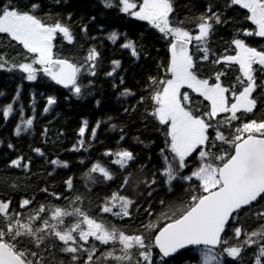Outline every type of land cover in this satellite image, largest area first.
<instances>
[{"label": "trees", "instance_id": "obj_1", "mask_svg": "<svg viewBox=\"0 0 264 264\" xmlns=\"http://www.w3.org/2000/svg\"><path fill=\"white\" fill-rule=\"evenodd\" d=\"M110 2L112 7H106L104 0H0V5L12 4L21 10L32 11L47 24L60 22L69 27L73 41L69 42L57 33L53 41L54 58L80 63L85 62L91 49L99 53L94 61L96 74L93 76L85 73L78 79L80 94H76L74 88L57 87L43 73L37 74V80L28 81L27 74L21 71L0 70V200H10L9 214L20 213L21 221H26L44 206L45 212L40 213L41 218L57 223V230L70 228L75 223H80V228L86 230L83 216L87 215L106 227L114 226L118 230L117 236L119 231L154 236L159 227L169 222L167 217L173 211L178 215V210L187 206L193 188L198 187L197 182L182 179L168 185L161 173L166 168L165 157L170 161L173 154L168 143L170 138L167 126L160 124L158 118L152 115L156 107L152 96L163 85L152 84L149 78L155 77L157 81L169 78V50L174 38H166L149 22L123 12L120 0ZM135 2L139 6L142 0ZM171 2L174 11L170 20L173 26H183L193 35L199 32L201 17L219 14L221 23L209 21L213 25L206 38L209 59H199L204 53L196 51L195 41L190 53L194 55L200 78H209L210 82H215V75L224 73L220 82L222 86L230 88L226 95L231 104L234 102L231 89L234 88L237 93L242 90V85L236 79H244L239 65L213 61L237 54L238 49L232 43L235 38L244 39L258 50L264 49V38L237 36L242 30H257L256 25L247 19L250 13L238 5H231L230 0ZM32 4L38 7L31 9ZM209 8L211 11H208ZM114 32L121 36L117 42L109 38ZM129 43L133 45L135 54L133 48L123 47ZM0 54L9 62L13 57L19 56L22 61L24 56L29 59L34 56L28 54L18 42L12 41L7 34H0ZM117 61L118 66L114 63ZM254 67L259 68L258 65ZM255 77L259 87L252 96L257 100V106L252 113H238L242 119L232 121L231 128L221 127V131L229 137L235 134L234 128L243 122L264 120V73L257 71ZM181 91L188 92L194 103L199 102L201 111L208 109L209 102L203 97L186 87ZM50 97L56 101L51 106L47 103ZM10 104L15 105L16 113L7 120L3 112ZM46 107L48 111L44 112ZM229 115L223 113L216 120ZM29 118H34L30 131L17 135L16 129ZM83 121H87V130L82 137L80 129L84 127ZM93 129L96 133L94 139L91 137ZM214 134V129H210V137H214ZM216 143L221 152L231 150L228 145ZM119 149L131 151L134 155L133 163L126 169L116 166L113 157L106 156L107 152ZM211 151L216 153V149ZM17 159L20 160V167L11 165V161ZM53 161L67 166L57 165ZM186 163L189 167L183 175L190 174L198 166L197 153L188 158ZM94 165L105 168L112 179H106L98 170L92 172ZM69 179L71 189L66 184ZM153 179L155 184L152 183ZM54 194L59 195L60 199H56ZM114 194L117 199L124 196L134 202L130 205L129 217L102 212V207L105 204L109 206ZM26 198L32 199L33 203L21 208L20 204ZM121 204L122 201L114 204L113 213L119 212ZM55 208L72 212L73 215L63 216V224H59L51 219V212ZM76 208L80 209L81 214L74 212ZM261 211H264V200H258L230 221L222 237V240L228 241V245L221 244L217 249L225 264H256L258 259H262L260 248L264 247V217L259 215ZM2 219H5L4 214H0ZM38 224L39 221H33V227ZM146 225H152L151 230H146ZM237 226H241L238 239L234 235ZM79 230L72 233L77 239ZM253 232L258 235L252 236ZM248 239L256 243L243 245L239 257L228 258L222 252L224 247L239 246ZM78 243L92 251L93 260L89 264H136L137 260L142 261L136 255L138 250L135 247L128 250L132 255L131 260H116L115 256L123 255V245L118 239L110 241L108 245L92 237H89L87 243L78 239ZM66 246L55 236H50L39 248L28 245L33 251H43L46 259L41 264H48L49 260L53 264L59 261L64 264H85L87 252H61L60 249ZM196 249L181 252L166 261L153 248L152 264H199L200 257ZM108 252H112V256L106 255ZM73 255L78 259L73 261Z\"/></svg>", "mask_w": 264, "mask_h": 264}, {"label": "snow or ice", "instance_id": "obj_2", "mask_svg": "<svg viewBox=\"0 0 264 264\" xmlns=\"http://www.w3.org/2000/svg\"><path fill=\"white\" fill-rule=\"evenodd\" d=\"M104 3L106 7L113 6L110 0H104ZM230 4L246 9L250 13L247 19L257 28L255 31L242 30L237 33V36L254 35L264 38V0H230ZM120 5L123 12L129 13L141 21L150 22L166 38L169 36L174 38V42L170 43L171 57L167 67L169 78L159 81L155 77L149 78L152 84L163 85L152 96L156 104L152 115L158 118L160 124L167 126L170 152L173 154L172 160L176 162L175 169L171 163H168L167 171L164 173L167 181L169 184L177 179L188 182L195 181L198 187L193 188L187 206L180 208L178 215L173 211L172 215L167 217L169 222L159 227L154 236L145 233L125 234L123 231H119L117 236L118 230L114 226L106 227L103 223L97 222L96 219L89 218L87 215L83 216V223L87 225L86 230L80 228V223H75L72 227L64 230H57V223H50L48 218H41L40 213L45 212L44 206H41L37 213L29 216L26 221H21L20 213L9 214L11 201L0 200V214H4L5 217L0 220V264H41V261L46 259L43 251L38 253L31 250L28 245L32 244L39 248L40 244L50 236H55L64 245H68L60 249L63 253L87 252L85 264H89L93 260L92 251L79 244L78 239L87 243L89 237H93L103 245H108L110 241L118 239L119 243L123 245L121 249L123 255L114 257L118 261L131 260L132 255L128 250L134 247L138 250L136 255L142 258V261L137 260L136 264H152L153 248L159 250L163 259L172 256L186 246L202 245L208 249L203 254V264H210V262L211 264H220L221 253L213 255L212 248L221 244L228 245L226 239L222 240V234L225 233L230 220H235L254 202L264 200V120L258 122L252 119L243 122L241 126L234 128L235 134L230 137L221 131V127L231 128L232 121L242 119L238 113H252L256 108L257 100L253 98L252 94L259 87L256 83L255 73L257 71L264 73V49L258 50L256 47L248 45L244 39L235 38L232 43L238 49L237 54L226 55L222 60L213 61L214 63L225 62L239 65L244 79L241 77L236 79L242 85V90L237 93L234 88L231 89V95L235 102L230 104L229 97L226 95L230 88L222 86L220 82L224 73H217L215 82H210L209 78H200L194 55L190 53L189 47L195 41L196 51L204 53L199 59L203 61L209 59L206 38L213 27L209 21L214 20L216 24L221 23L219 14L212 13L207 18L201 17L202 22L198 25L199 32L193 35L183 26H173L170 20V15L174 11L171 0H142L139 6L135 0H120ZM37 7L36 4L30 6L31 9ZM137 8L138 10H136ZM208 11H211V8ZM69 19H71L70 16ZM57 33L62 34L69 42L73 41L69 27L60 22L47 24L32 11L21 10L12 4L0 5V34H7L12 41L18 42L28 54H34L31 59L24 56L22 61L19 60V56L13 57L11 62L0 54V70L21 71L27 74L28 81L37 80V74L43 73L57 85H62L65 88L73 87L75 93L80 94L81 87L78 86V79L85 73L93 76L96 74L94 61L99 53L95 49H91L85 62L80 63L70 62L68 59H54L53 41ZM109 38L115 41L117 36L113 33ZM123 47L133 48V45L129 43L124 44ZM133 53L135 54L134 48ZM114 63L119 65L118 61ZM255 65H258L259 68H255ZM185 87L191 89L193 93H198L200 97L209 102L208 109L201 111L199 102L194 103L188 92L181 91ZM47 103L51 106L56 101L50 97ZM12 111L10 104L3 112L4 118L7 119ZM47 111L46 107L44 112ZM223 113L230 115L224 119L216 120ZM214 120L215 123L212 122ZM32 124V118L26 120L27 127L30 128ZM86 129L87 121L80 129L82 137ZM210 129H214V137H210ZM16 133L19 135V128L16 129ZM95 134V129H93L91 133L93 139ZM216 142L228 145L231 150L221 152L217 148ZM81 146H83V140H81ZM205 148L208 150H204ZM211 149H216V153H213ZM194 153H197L198 156V166L190 174L181 175L183 170L189 167L186 161ZM112 154L111 151L108 152V155ZM116 155L119 159L113 163L122 167L128 161L134 160L131 151H121ZM165 159L168 160V157L166 156ZM11 165L20 167V160L11 161ZM65 166L67 165L65 164ZM97 170L106 179H112L109 172L99 165H94L91 169L92 172H97ZM152 183H156L155 179L152 180ZM66 184L71 189L70 179L66 181ZM54 195L56 199H60L59 195ZM77 199L79 198L77 197ZM111 199L116 200V194ZM119 200L122 201L119 212L113 213L115 205L109 207L107 204L102 207V212L129 217L128 208L134 202L124 196H119ZM32 203V199L26 198L22 200L20 207L25 208ZM161 204L163 205L164 202L161 201ZM74 212L81 214L79 208H76ZM70 215L73 213L55 208L51 212V219L63 224L61 218ZM259 215L264 217V211H261ZM33 221H39V224L33 227ZM145 228L151 230L152 225H146ZM77 229H80L78 239L72 234ZM234 235L237 239L241 236V226L235 227ZM251 235L256 236L258 233L253 232ZM253 243L256 241L248 239L239 246H226L222 252L226 253L228 258H236L240 256L243 245ZM260 252L262 259H258L256 264H262V260H264V247L260 248ZM106 255L112 256V252H108ZM71 259L75 261L78 257L73 255ZM48 264H53V261L49 260ZM58 264H64V262L59 261Z\"/></svg>", "mask_w": 264, "mask_h": 264}, {"label": "rangeland", "instance_id": "obj_3", "mask_svg": "<svg viewBox=\"0 0 264 264\" xmlns=\"http://www.w3.org/2000/svg\"><path fill=\"white\" fill-rule=\"evenodd\" d=\"M136 10H138V8L136 9ZM134 17V16H133ZM136 18V17H135ZM138 19V18H137ZM148 22V21H147ZM150 23V22H149ZM151 24V23H150ZM152 25V24H151ZM153 26V25H152ZM115 34H116V36H117V39L115 40L116 42L117 41H119V39H120V34H118V33H116V32H114ZM112 35V34H111ZM196 94H198V93H196ZM199 95V94H198ZM235 102V101H234ZM7 109V107L4 109V111ZM12 109H13V111H12V113L10 114V116L7 118V120H9L15 113H16V109H15V105H12ZM33 119V121H34V118H32ZM84 122L85 121H83V124H84ZM32 127V126H31ZM31 127L29 128V127H27V125H26V121L23 123V124H21V126L19 127V129H20V133L19 134H22V133H24V132H26V131H30V129H31ZM26 129V130H25ZM87 130V129H86ZM86 133V132H85ZM85 135V134H84ZM205 150V149H204ZM121 151H125V150H123V149H119V150H117L116 152H111V153H113L112 155H108V152L106 153V156L107 157H113V162L115 161V160H117V159H119V157L116 155V153H119V152H121ZM166 160V159H165ZM133 163V160L132 161H128V163L126 164V165H124L123 167L121 166V165H119V164H115L116 166H118V167H120L121 169H126V168H128L131 164ZM168 163H171L172 164V167L175 169L176 168V162L175 161H173V160H166V168H165V170H163L161 173H162V175L167 179V177H166V175L164 174V173H166V171H167V166H168ZM55 164H57V165H65V164H63V163H61V164H59L58 162H56ZM185 170V169H184ZM184 170H183V172H184ZM183 172L181 173V175H183ZM174 181H172L170 184H169V182L167 181V183H168V185H171L172 183H173ZM120 200L119 199H116V200H110L109 201V207H112L114 204H118V202H119ZM129 208H130V206H129ZM129 208H128V211H129ZM86 229H87V227H86ZM93 238V237H92ZM196 249V248H195ZM208 249L207 248H200V249H196L195 251H196V253L199 255V257H200V263L199 264H203V261H204V252L205 251H207ZM216 253H219V251H217V250H213L212 249V254L214 255V254H216ZM219 259H220V264H225L224 263V260H223V257H222V255H220V257H219ZM210 264H211V262H210Z\"/></svg>", "mask_w": 264, "mask_h": 264}, {"label": "water", "instance_id": "obj_4", "mask_svg": "<svg viewBox=\"0 0 264 264\" xmlns=\"http://www.w3.org/2000/svg\"><path fill=\"white\" fill-rule=\"evenodd\" d=\"M191 46H192V44L189 46L190 47V52H191ZM169 56L171 57V51L169 50ZM54 59H58V58H54ZM50 80H51V78L50 77H48ZM52 81V80H51ZM57 87H59V88H62V89H70V88H73V87H68V88H65L64 86H62V85H57L54 81H52ZM255 203V202H254ZM250 207V206H249ZM248 207V208H249ZM247 209V208H246ZM235 215V214H234ZM231 221V220H230ZM230 223V222H229ZM227 228V227H226ZM223 235L224 234H222V237H223ZM220 246H216V247H213L212 249L213 250H217L218 248H219ZM195 248H206L205 246H193V245H189V246H186L185 248H183V249H180L179 251H177L176 253H174L172 256H170V257H166V258H163L164 260H166V261H169L170 259H172L174 256H176L177 254H179V253H181V252H184V251H187V250H192V249H195ZM157 251H158V253H159V250L158 249H156ZM159 255L160 256H162V254H160L159 253Z\"/></svg>", "mask_w": 264, "mask_h": 264}]
</instances>
